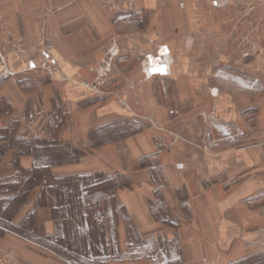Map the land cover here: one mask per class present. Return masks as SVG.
<instances>
[{"label":"crops","instance_id":"1","mask_svg":"<svg viewBox=\"0 0 264 264\" xmlns=\"http://www.w3.org/2000/svg\"><path fill=\"white\" fill-rule=\"evenodd\" d=\"M240 5V0H125L116 11L108 0H79L72 11L86 10L87 17L78 13L74 22L51 26L49 31L66 35L71 24L83 27L78 34L88 37L77 44L81 54H60L68 60L87 59L66 68L72 78V83L63 85L73 103L71 123L60 133L58 150L51 151L52 144L47 143L23 152L7 147L0 154V183L17 180L19 171L29 175L39 171L44 173L43 180L48 172L63 180L95 173L123 178L127 184L119 185L113 197L132 228L120 217V244L128 240L131 230L140 243L153 240V235L164 237L175 228L176 240H162L166 251L179 256L169 264H226L263 241L264 147L254 142L238 144L246 139L264 143V95L241 79V75H264V51L259 56L255 51L241 56L244 26L224 19L227 11L238 10ZM164 50L173 62L162 70L168 75L162 86L166 83L180 93L181 107L196 101L187 96L212 91L213 99L205 100V105L210 103L205 114L170 126L178 138L174 143L169 134L142 127L94 146L81 157L74 155L77 147L89 145L95 119L101 118L94 113L99 108L83 111L75 98L87 93L90 84L106 83L111 71L120 75L127 68L121 59L137 54L159 56ZM141 74L136 68L135 75ZM154 86L147 89L154 90ZM50 98L46 92L45 99ZM160 102L155 104L157 115L167 112L164 101ZM106 106L124 116L116 101ZM206 114H214L213 123L203 118ZM250 172L251 180L234 184L236 177ZM42 181L32 184L12 221L19 224L34 213L38 233L51 236L59 232L60 220L55 207L41 203ZM2 199L0 194V205Z\"/></svg>","mask_w":264,"mask_h":264},{"label":"rangeland","instance_id":"2","mask_svg":"<svg viewBox=\"0 0 264 264\" xmlns=\"http://www.w3.org/2000/svg\"><path fill=\"white\" fill-rule=\"evenodd\" d=\"M109 1L116 11L125 2ZM78 3L79 0H0V154L7 147L15 146L23 152L38 143L52 144L50 150L53 151L62 143L60 133L69 126L73 114L72 100L63 91V85L72 83L66 68L72 67L71 62L84 64L87 59L68 60L61 58L60 54H81L77 44L88 37L78 34L83 27L74 28L71 24L66 35H51L49 31L51 26L63 27L64 22H74L78 13L87 17L86 10L72 11L73 5ZM240 4L238 10L227 11L224 19L244 26L240 32L241 56L253 51L259 56L264 51V1L240 0ZM132 56L120 60L127 67L120 70V75L111 71L106 83L90 84L87 93L82 92L75 98L83 111L88 112L89 107L93 108L91 111L99 108L94 113L101 118L95 119L89 145H80L74 155L81 157L94 146L119 135H130L142 127L166 134L164 136L169 134V140L174 143L178 138L169 131L170 126L192 119L199 113L203 116L210 107V103L205 105V100L214 97L210 90L187 96L196 101L181 107L178 105L180 93L171 90L166 83L162 86L167 75L162 70L173 62L167 50L159 56ZM136 68L143 74L135 75ZM241 79L264 95L263 74L241 75ZM153 83L157 88L154 86V90H148ZM127 88L129 90H123ZM46 92L51 94L50 101L45 99ZM11 99L16 105L11 104ZM152 99L156 103L164 101L167 112L157 115L158 107ZM200 100H204L202 106H196ZM112 101L119 104L124 116L108 111L106 105ZM203 118L211 123L215 119L214 114H206ZM42 132H45L44 136ZM253 142L264 147L259 139L240 140L238 145ZM259 171L257 168L256 172ZM43 174L38 171L29 175L19 171L17 180L0 183L3 196L0 205V264H118L119 261L169 264L179 257L176 253L174 258L166 251L162 242L163 239L176 240L175 228L168 229L164 237L153 235V240L140 243L137 242L138 235L131 230L128 240L120 244V217L124 223L127 221L129 229L132 224L125 210L115 205L113 195L119 185L127 184V180L101 173L63 180L49 172L43 180ZM252 178L253 172L245 173L236 177L234 184ZM39 181L44 184L42 203L55 207L60 220L59 232L51 236L38 233L34 213L19 224L12 221L26 200L29 188ZM226 264H264V240H258L249 251Z\"/></svg>","mask_w":264,"mask_h":264},{"label":"trees","instance_id":"3","mask_svg":"<svg viewBox=\"0 0 264 264\" xmlns=\"http://www.w3.org/2000/svg\"><path fill=\"white\" fill-rule=\"evenodd\" d=\"M41 203H42V199H41Z\"/></svg>","mask_w":264,"mask_h":264},{"label":"built area","instance_id":"4","mask_svg":"<svg viewBox=\"0 0 264 264\" xmlns=\"http://www.w3.org/2000/svg\"><path fill=\"white\" fill-rule=\"evenodd\" d=\"M262 1H264V0H262Z\"/></svg>","mask_w":264,"mask_h":264}]
</instances>
